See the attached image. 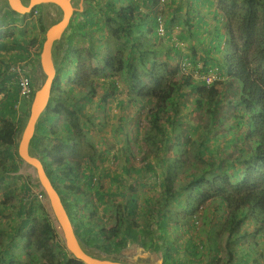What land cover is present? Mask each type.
I'll return each mask as SVG.
<instances>
[{"label":"trees","instance_id":"obj_1","mask_svg":"<svg viewBox=\"0 0 264 264\" xmlns=\"http://www.w3.org/2000/svg\"><path fill=\"white\" fill-rule=\"evenodd\" d=\"M85 1L87 4L89 3V7L83 12L85 20L79 23L78 28L85 33V29H92L95 26L94 16L97 14L104 16V19L108 23L111 22L121 29L122 37L125 39L124 43H118L116 47L128 44L129 53L133 56L132 59L138 60L140 66L142 65L143 70L141 72L147 75L150 86H141L137 83L139 81H137L132 84L130 89L136 101L145 99H153L155 101L154 109L150 111V128H153L158 134H165L166 127L161 124V114L168 111L171 108L170 106L174 104L173 95L177 91L180 92V83L184 82L190 90L199 92L201 96L195 101L196 107L201 108L204 99L213 100L216 98L218 92L213 83L207 86L204 81H194L190 77L181 74L179 69L180 64L183 62L190 63L186 57L182 58L180 63L178 62L176 71L172 70L166 73V70L172 67L170 63L171 59H169L171 54H168L166 48L161 49V46L155 48V43L161 39L164 42L170 39V35H168L169 23L172 25L176 21L170 16L171 14L167 18L161 15L163 7L166 6L163 0H147L146 4L149 5L148 13L141 11L144 7L142 1L104 0V5L99 6L101 7L99 11H93L94 5L91 4V0ZM176 1L171 0L172 3ZM202 1V4H209L210 2L209 0ZM100 2L102 3V0H94L93 4H96L95 6L98 7ZM197 5L199 4L197 3ZM239 6L240 10H238ZM38 8L40 7H35L26 16L32 15L33 11ZM156 9L158 10L156 11ZM194 10L196 12L197 8ZM216 10L219 14H223L229 20V23L232 21L237 23L238 37L234 35L230 27L227 39L223 43L224 36L220 31V18H217V13L216 18L210 21L204 20V18H200L197 15L196 17L198 18L195 17L196 22H190L191 18L189 19V17H191V14L189 12L184 22L179 21L178 25L186 28L191 35L198 36L201 31H208L207 27L212 22L215 23L209 42L212 48L206 50V60L204 61L203 69L210 63L206 69H211L216 62H220L217 65L219 76L223 78L222 76L225 75L230 81L236 83L235 103L239 105V109H235L233 125L234 128L240 129L245 133L244 140L251 147L249 150L242 148L241 152L247 154L242 159L244 169L236 168L233 170V167H230L232 169L231 178L225 172L214 173L216 169L212 167L211 163L201 169L198 175L196 171L191 172L189 175L192 179L187 188L192 187V190L186 202L185 210L192 216L198 208L209 201L216 204V209L222 210V218L224 219L218 225V233L210 247V252L212 255L214 254L213 260L217 264H234L236 257L234 243L238 239L241 226L250 220L252 225H254L255 233L264 232V0H218V8ZM6 18H10L13 22L19 21L12 18L7 12L0 21ZM160 29L163 30V33H160ZM40 30L42 38L40 39L38 50L35 52L36 60H38L44 41L45 28L42 26ZM146 34H149L153 38L154 47L152 45L151 48L149 47V42L145 40ZM185 37V34L179 35L180 39L184 40L186 39ZM220 37L222 38L220 39ZM35 39L37 38L31 39L28 43H22L26 45L23 49L26 52V56L24 59L22 57L20 61L27 59V51L33 45ZM150 40L148 39V41ZM67 44L66 54L55 72L48 107L44 116L38 122L30 142L31 155L34 152L40 157L51 183L55 186L70 216L69 218L72 220L71 222L75 227L77 236L87 247L104 253L116 254L126 244L139 241L145 248L152 249L153 251L163 252L161 248H164L162 264H185L177 259L178 247L172 242L167 231L168 215L163 214L162 221L160 219L150 220L151 224L157 225V231L150 229L148 225L145 229L139 230L140 223L137 222V218L139 217L137 197L133 196L126 203V207L124 208L123 206V210L116 209L109 223L102 225V219L99 217V206H105L104 200L107 193L93 187L94 175L92 173L85 176L88 191L86 193V189L77 184L78 179L84 176L83 173L74 165L75 163L59 154L60 151H69L76 145L71 137L73 134L71 127H65L68 135L67 139H58L52 148L43 145V141L50 138V136L58 138L56 136L57 133L49 129L48 125L52 124L54 120L63 118V116L71 120L75 116L74 106H71L67 100L61 103L55 102L58 98L56 99L53 94L59 90L62 80L69 78L73 74V79H71L72 91L75 88L87 90L89 95L86 100L90 101L96 94L97 83L95 78L102 75V72H107L112 77L126 71L130 72L133 78L138 79L139 77L137 69L126 60L122 58L116 60L112 55L102 61V67H99L97 64L92 66L85 64L81 60L82 53L72 48L73 41L68 39ZM222 45L223 49H221ZM161 50L165 51L163 62L157 63L152 58H149L152 54L160 53L163 55ZM175 53L180 54V50L175 49ZM220 53H222L221 56L217 57V54ZM71 55H76L74 56L75 61H73L71 68L66 69L68 61L72 59ZM134 56L137 57L134 58ZM252 62H254V65ZM2 64L5 65V62H2ZM190 64L198 65L199 63L191 62ZM197 65H194L195 68H197ZM5 67L6 69L1 71L0 74H6L9 66ZM203 69L199 67L201 72ZM215 78V81L220 80L218 77ZM12 80L14 89L8 93L9 99L11 98L12 101L8 103L9 106H3L0 112L2 116L0 126V165L4 166L7 163L9 165L4 172L15 171L20 162L17 155V134H20L22 129L19 132L18 124L20 121L22 123L23 119L26 120L30 105L32 104L31 99L29 103H26L25 114L22 113L20 118L15 119V104L19 95L13 77ZM164 82L166 85L163 87L162 84ZM109 86L112 87V93L114 94L117 85L114 82H109ZM205 87L209 88V90H206ZM2 91L0 89V92ZM121 93L119 91V94ZM107 95L104 90L103 102L106 101ZM219 103H221L220 100L216 102V105ZM7 116L10 118L6 119ZM167 120H169L168 117ZM234 128L231 130L233 131ZM240 160V158H237L235 161L238 162ZM174 162L173 169L177 170V163H180V159H176ZM145 166L147 171H154L153 166L149 163H146ZM189 169H197L196 164H190ZM189 169L185 172H188ZM141 171L143 170L139 169L138 174ZM165 174L168 177L162 181L161 186L169 193L170 197H173L172 193H170L172 190L170 187L172 177L169 171ZM111 179L114 182H118L115 177ZM34 187L37 186L30 179H23L20 182L17 191V200L19 202L17 222L12 227V230L16 233L20 232L21 239L26 243L27 250L32 245L46 252L50 248L52 252L49 264H81L70 258L61 246L43 204L31 192ZM61 191H64L68 195L66 200L61 198ZM84 196L88 197L89 200L84 201ZM79 212H87L89 219L85 221L83 219L85 215L81 216ZM35 216L39 217L40 223L36 227L37 236L33 240V236L28 234L26 230L36 220ZM217 236L221 239L220 243H218ZM14 237L13 234L8 235L9 240H14ZM54 245L58 249L56 247L53 248ZM219 245L222 247L221 255L218 254ZM184 247L186 248V253L190 256V262H194L196 256H198L197 254H199L197 253L198 247L194 245L191 239L187 240V244ZM9 251L8 246V248H5L4 257L0 259V264H13L14 259ZM87 251L91 254L95 253L92 250ZM18 263L19 261H17ZM27 264H31V261Z\"/></svg>","mask_w":264,"mask_h":264},{"label":"rangeland","instance_id":"obj_2","mask_svg":"<svg viewBox=\"0 0 264 264\" xmlns=\"http://www.w3.org/2000/svg\"><path fill=\"white\" fill-rule=\"evenodd\" d=\"M91 1L94 3V0ZM139 1L144 3L143 12L148 13L149 5L146 4L147 0H135V2ZM189 1L177 0L172 3L171 0H163L166 6L163 7L161 15L167 18L171 14L170 16L176 22L172 25L169 23L168 35H170V39L165 42L161 39L155 43V48L161 46V49L166 48L168 54H171L169 59H171L172 67L168 68L166 73L172 70L176 71L178 62L180 63L181 59L186 57L190 63H199L198 65H191H197L196 70L200 76L210 71L215 77H218L220 80L213 83L218 92L215 99H204L202 107H196L195 101L201 95L197 91L190 90L184 82L180 83L179 80L181 89L180 92L177 91L173 95L174 104L170 106L171 108L168 111L161 114V124L166 127L165 134H158L153 128H150V111L154 109L155 101L153 99H145L141 101L142 104L130 105L132 101L138 103V101L134 100V95L131 93L130 87L132 84L139 81L137 83L141 86H150L147 75L141 72L143 70L142 65L140 66L138 60L132 59L133 56L129 53L128 44L116 47V44L124 43L125 39L122 37L121 29L116 27L115 24L108 23L105 19L94 18L97 23L94 24L95 26L92 29L87 28L84 30L85 33H83L78 28L79 23L85 20V16L82 13L85 11L87 2L83 0L82 10L73 16V24L71 23L65 32V40L53 49L52 60L54 67H59V63L62 62L68 48V39H70L73 41L72 48L82 53L81 60L85 64H90L91 66L97 64L102 67V61L112 55L116 60L121 58L126 60L137 69L139 77L138 79L133 78L131 73L126 71L112 77L107 72H102V75L95 78L97 83L96 94L90 101L86 100L89 95L87 90L75 88L72 91L71 79H73V74L69 78L62 80L59 90L53 94L56 99L58 98L55 102L61 103L67 100L71 106H74L75 116L72 120L63 116V118L54 120L52 124L48 125L49 129L57 133L56 136L58 138L50 136V138L43 141V145L52 148L58 139H67L68 135L65 127H71L73 131L71 137L76 145L69 151L62 150L58 152L72 163H75L74 165L83 173L84 176L78 179L77 184L86 189V193L88 191L85 176L90 173L94 175L93 187L107 193L104 200L105 206H99V217L102 219V225L109 223L116 209L123 210V206L125 208L126 203L133 196L137 197L138 212L141 215L138 221H148L150 223L151 219L159 220L163 214H168V227L171 229L170 234H172L170 237L172 242L178 247L177 259L179 261L185 264H215L216 261L213 260L214 254H211L210 247L218 233V225L224 219L222 218L223 212L215 208V203L209 201L198 208L192 216L189 215V212L185 210L186 202L192 190V187L187 188L192 179L189 174L196 171L198 175L201 169L211 163L212 167L216 169L214 173L225 172L231 178L232 169L230 167H233V170L236 168L244 169L242 159L247 154L242 153L241 150L242 148L249 150L251 145L244 140L245 133L240 129L234 128L233 125L235 109H239V105L235 103L236 83L230 81L223 74V76L221 75L223 78L219 76L217 65L220 62H216L211 69H206L211 63L203 69L204 61L206 60V50L212 48L209 42L215 23L212 22L207 27L208 31H201L198 36L191 35L186 28L178 25L179 21L184 22L189 12H192V14L190 13L191 15L195 13L196 16L201 15L202 18L210 21L211 15H209L208 6H200L196 12L190 9L188 11L187 5ZM79 2L80 0H77L76 7H78ZM211 2V9L214 6L218 8V0H211ZM23 3H26V0H23ZM4 5H6V1L0 0V10H2ZM53 7L54 9L52 7H40L35 10L34 14L27 17L28 19L31 18L29 22L34 24L33 29L36 34H41L40 29L42 26L44 28L50 27V25L59 22L62 18L60 9L56 6ZM94 10L99 11L96 6H94ZM238 10H240V6ZM220 15L227 24V27H220V31L225 33L224 37L228 36L230 27L234 35L238 37L237 23L235 21L229 23V20L223 14L220 13ZM98 16L100 15L98 14L95 17ZM196 16L191 19L189 17L190 22H193ZM181 34H185L186 39H180L179 35ZM148 39L151 40L148 41ZM145 40L149 42L150 48L151 45H154L153 38L149 34L145 35ZM175 49H179L180 54H176ZM161 53L163 55L160 53L152 54L149 58L161 63L165 58V51L161 50ZM74 56L76 55H71L72 59L68 61L66 69L73 66ZM252 63L254 65V62ZM199 67H202V72ZM33 79L35 80L34 77ZM109 82H114L117 85L114 94ZM164 85H166L165 82L162 86L164 87ZM207 89L209 90V88ZM104 90L108 94L105 102H103ZM119 91L122 93L119 94ZM120 98H125L128 104L119 105L118 101ZM219 100L221 103L216 105ZM26 106L27 104H22L20 115L22 113L25 114ZM167 117L169 120H167ZM26 120L23 119L22 123H20L21 121L19 122V132L24 129ZM232 127L234 128L233 131L231 130L233 129ZM32 154L34 157H39L34 152ZM237 158L241 160L235 161ZM176 159H180V163H177L178 169L174 170V160ZM146 163L152 165L154 171H147ZM192 163L196 164L197 169H189ZM140 167H145L146 171L143 170V174L142 172L138 174V168ZM187 169L189 171L185 172ZM167 171L172 177L170 186L172 190L170 193H172L173 197H170L169 193L161 186L162 181L168 177L165 174ZM11 174L8 176L9 185L7 186V191L12 190V193H7L6 189L0 184V221L2 224L0 228V259L4 257L5 248L9 246V252L14 259L13 264H17V261H19L18 264H27L29 261H31V264H49L52 252L50 248L46 252L32 245L27 250L26 243L21 239L20 232L16 233L11 229L16 224L14 210L18 208L19 204L17 200L18 186L23 179L31 180L32 173L29 166L19 162L17 169ZM116 174L121 177L119 179L120 182L111 180ZM124 176H132L134 178L126 179ZM3 182L6 183L4 180ZM7 194L10 195L9 198H6ZM60 195L63 200H66L68 196L64 191H61ZM88 200L89 198L84 196V201ZM147 200L148 202H146ZM4 208L7 209L3 210ZM79 213H81V216L85 215L83 218L85 221L89 219L87 212ZM35 218L36 220L26 230L28 234L33 236V240L37 236L36 227L40 223L39 217L35 216ZM251 224V221L248 220L239 229L238 239L234 243L235 251L239 246H243L245 242L246 245H250L252 248L251 260L253 264H264V246L262 244L259 246L255 242L256 240L258 241V238L255 237L259 233L254 232V225ZM8 234H13L15 236L14 240H9ZM217 238L218 243H220V237L217 236ZM188 239H191L199 249L197 252L199 254H197L198 256L192 263L184 247ZM242 240H244L243 243ZM132 244L134 246L137 242ZM55 247L58 249L56 245L53 248ZM161 249L163 252L152 250L151 254H153L154 260H162L163 263L164 248ZM221 250L222 247L219 245V255H221ZM130 252L139 255L135 249H131ZM92 254L100 257L99 253ZM219 255L218 257H220ZM141 256L143 257V255Z\"/></svg>","mask_w":264,"mask_h":264},{"label":"water","instance_id":"obj_3","mask_svg":"<svg viewBox=\"0 0 264 264\" xmlns=\"http://www.w3.org/2000/svg\"><path fill=\"white\" fill-rule=\"evenodd\" d=\"M5 1L6 5L3 11L16 18L25 16L35 7L46 4L57 6L62 12V18L59 22L48 28L45 27L44 41L34 71L35 84L32 104L22 133L17 134L18 158L23 165L30 167L31 181L43 193V206L61 246L70 258L81 264H162V260H154L153 254L145 251L142 246H140L142 250L140 256L131 253L132 248L127 246L123 249L125 251L116 254L104 253L86 247L77 236L75 227L55 186L51 183L41 159L32 156L30 153V142L38 122L42 119L48 107L51 86L57 70V67L51 69L53 49L65 40V32L71 17L74 13L82 10L83 0H80L78 7H74L76 0H26V3H23V0ZM87 250L99 253L100 257L94 256Z\"/></svg>","mask_w":264,"mask_h":264},{"label":"crops","instance_id":"obj_4","mask_svg":"<svg viewBox=\"0 0 264 264\" xmlns=\"http://www.w3.org/2000/svg\"><path fill=\"white\" fill-rule=\"evenodd\" d=\"M201 1L202 0H190L189 4L187 5L188 10L190 9L191 11H194V9H196V8H198L200 6H208L209 7V11L208 12H209V15H211L209 20L215 19L216 18V13H217L218 14L217 18L218 19L220 18L219 26L220 27L221 26L227 27L226 21L223 20L222 17H220V14L216 10V6H214L212 9L210 8V7H212L211 0H209L210 1L209 4H202L203 1L202 2ZM76 3H77V0L75 1V6L74 7H76ZM197 3L199 5H197ZM91 4L94 5V6L96 5V4H93V2ZM103 5H104V0H102V3L100 2L98 7L97 6L96 7L98 9H100L101 7H99V6H103ZM119 5L121 6V4H119ZM43 6H45V8L46 7H48V8L52 7L54 9V7H53L54 5H50V4L41 5L39 7H43ZM88 7H89V3L86 5L85 10ZM3 8H4V6H2V10H0V20L3 19V16L6 13V12L3 11ZM93 11H94V8H93ZM79 12L74 13L73 16L75 14L79 13ZM52 13H53V11H52ZM190 13L192 14V12H190ZM10 16L12 18H15L16 20H19V21L13 22V21L10 20V18H6L3 21H0V55H1V58H0V72L4 71L6 69L5 66H9L7 68V69H9L11 66H14L16 64L23 63V62H26L27 65H31V63L34 62V53L37 52L38 47L40 45V39L42 38V35L41 34L40 35L36 34V31L33 29V25L34 24L32 22H29V19H31V18L28 19L27 18L28 16H26V15H25V17L22 16V17H18V18L12 16L11 14H10ZM73 16L71 17V20H70V23H69L68 27H70L71 23L73 24V21H72L73 20L72 19ZM194 16H196L195 13L193 15H191L190 18H192ZM23 17H24V19H23ZM198 17L202 18L201 15H199ZM198 17H196V18H198ZM94 18H96V19L97 18L104 19V18H102L101 15L98 16V17L94 16L93 20H94ZM196 18H195V20L193 22H196ZM89 20L91 21V19H89ZM204 20H207V19H204ZM94 23L96 24L97 21H95ZM221 33L223 34V36L225 35L224 32H221ZM33 38H37V39H35L33 45L31 47H29V49L27 51V59L23 60L25 58V56H26V52L23 51V49H24V47H26V45H24L22 43L23 42L28 43ZM225 39H227V36H225L223 38V43H224ZM221 49H223V45L221 46ZM220 54H217V57H219ZM22 57H23V59H22L23 61H20ZM13 60H15V61H13ZM2 62L3 63L5 62V65H3ZM35 66H36V64H35ZM33 69L34 70H33L32 74H33V77H34L35 67ZM12 77H13V75H11L8 72V70L6 71V74H2V73L0 74V89L3 90L2 92H0V112H1V110L3 108V106H5V105L9 106L8 103L10 101H12L11 98L9 99V94H8L10 91H12V89H14V87H13L14 83H13ZM33 84H35L34 79H33ZM118 102H119L118 103L119 105L128 104V102L126 101L125 98L124 99L120 98ZM23 103L24 102L21 101L19 96H17V101H16V104H15V109H16L15 119L16 120L22 116V115H20V113L22 112L21 109H22V104ZM24 104H26V103H24ZM137 104H142V103H141V101H138V103L137 102H131L130 103L131 106L137 105ZM9 118H10L9 116L6 117V119H9ZM1 121H2V116L0 115V126H1ZM8 166H9L8 163L5 164L4 166L0 165V170H1L0 171V184H1V186L4 189H6V192L10 194V193H12V190L11 191H7V186L9 185V183H8V180H9L8 178L9 177L8 176L12 175L11 174L12 172H4L5 169ZM139 169L140 170H145L144 167H140V168H138V170ZM142 174H143V172H142ZM113 177H115L117 179V181L120 182L119 179L121 177H119L118 174L114 175ZM124 177L126 179L127 178H134L132 176H124ZM3 180L6 183H4ZM122 180H125V179H122ZM8 190H10V189H8ZM9 194H7L6 198H9V196H10ZM146 202H148V200ZM6 209L7 208H4L3 210H6ZM14 214H16V218L14 220H15V222H17V215H18V210L17 209L14 210ZM138 215H139V217L137 218V222L140 223V228H139L140 231L145 229L147 225L150 227V229L155 228L154 230H156V228H157L156 224L148 223V221H145V222L138 221L141 218V215H140L139 212H138ZM165 215H168V214L165 213ZM160 220L162 221L163 218L161 217ZM168 224H167V227H166L167 231H168L169 235H172V234H170V230L171 229L168 227ZM1 225L2 224H1V221H0V228H1ZM247 225H250V224H247ZM11 229H12V227H11ZM246 236H248V235H246ZM246 236H243V237H246ZM260 236H262V237H260ZM255 238H258V241L256 240L255 242H257V244L259 246H261V244L264 246V232L263 231L260 232L259 234H256ZM243 242H244V240H242V243ZM126 246L128 248L135 249L138 254L142 253V250L140 249V246L144 247L139 241H137V244H134V246H133L132 243H128V244H126ZM126 246L123 249H125ZM123 249L121 251H125ZM144 249L147 252H151L152 251V249H147L145 247H144ZM251 249H252L251 246L250 245H246L245 242H244L243 246H239L238 249L236 250V259H235L234 264H253V262L251 260L253 252H252Z\"/></svg>","mask_w":264,"mask_h":264},{"label":"built area","instance_id":"obj_5","mask_svg":"<svg viewBox=\"0 0 264 264\" xmlns=\"http://www.w3.org/2000/svg\"><path fill=\"white\" fill-rule=\"evenodd\" d=\"M36 11L34 10L32 14ZM163 33V30H159ZM37 60L34 53V62L31 65H27L26 62L16 64L8 69V72L13 75L14 82L17 85L18 95L22 102L29 103L34 96V84H33V68L35 67ZM181 74L190 77L192 80L204 81L207 86H210L215 81V75L211 72L207 74L199 75L194 65L188 62H183L179 66ZM31 192L36 195L38 201L43 204V193L37 188H32Z\"/></svg>","mask_w":264,"mask_h":264},{"label":"bare ground","instance_id":"obj_6","mask_svg":"<svg viewBox=\"0 0 264 264\" xmlns=\"http://www.w3.org/2000/svg\"><path fill=\"white\" fill-rule=\"evenodd\" d=\"M55 6V5H54ZM54 67L53 60L51 59V69ZM95 256V255H94Z\"/></svg>","mask_w":264,"mask_h":264}]
</instances>
